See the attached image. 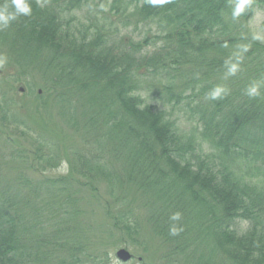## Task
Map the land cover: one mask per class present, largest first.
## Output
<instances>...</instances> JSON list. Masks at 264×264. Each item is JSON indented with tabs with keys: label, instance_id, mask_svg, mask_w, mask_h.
<instances>
[{
	"label": "trees",
	"instance_id": "obj_1",
	"mask_svg": "<svg viewBox=\"0 0 264 264\" xmlns=\"http://www.w3.org/2000/svg\"><path fill=\"white\" fill-rule=\"evenodd\" d=\"M95 1L108 10L71 30L66 15ZM240 2L28 0L0 30V264H113L118 247L146 264H264V40L250 27L264 0L234 16ZM21 81L32 113L10 105Z\"/></svg>",
	"mask_w": 264,
	"mask_h": 264
},
{
	"label": "rangeland",
	"instance_id": "obj_2",
	"mask_svg": "<svg viewBox=\"0 0 264 264\" xmlns=\"http://www.w3.org/2000/svg\"><path fill=\"white\" fill-rule=\"evenodd\" d=\"M97 3L99 5H97ZM101 4L102 3H99L98 1H95L94 4L91 2L86 3L82 8L75 10L73 12H70V14H67L66 18H71V21H72L71 25H70V29L76 31L78 29L77 27H80L81 25H85L88 21V18H91L93 16H98L100 18L101 17L100 11H102V10L107 11L108 10L106 7L103 6V4L102 5ZM108 5L109 4H107L106 6H108ZM141 27H142L141 25L138 27L139 31L144 30V28L143 27L141 28ZM250 27L253 30V32L256 34L257 37L264 40V12L263 11L257 10L254 12V14L250 20ZM2 29L8 31L9 34H12V32L9 31V28H7V26L6 27L0 26L1 31H3ZM147 34H149L148 31H147ZM121 35L131 36L133 38L136 36L132 33L131 29L122 31ZM7 53H8V50L6 49V46L4 45V43L2 44V42L0 41V55L6 56ZM1 61L6 62V60H1ZM2 66H4V65H2ZM2 72H3L2 68H0V88H3L6 95L9 96L10 95L9 93L11 90V89L9 90V87H10L9 84H11V82L9 83V79H6L5 82H3L1 80V77L3 76ZM13 85H15V88L17 89V91L20 87L23 88V91L19 90L17 94L13 95V100L9 101L10 105L17 107V108H19V107L16 106V104L26 106V108H25L26 111L29 113H32V111L34 109V104H35L32 101V98H33V93L36 90L30 91L29 86L26 84V82L23 83V81L17 82ZM39 90H40L38 92L39 95L41 97L45 98L46 95H44V93L42 92L41 89H39ZM38 101H39V103L41 102L40 99H38ZM55 118H57V115H55ZM25 119H26V117H25ZM182 122L185 126H187V128L190 127L191 125H194V124L186 121L185 119H183ZM28 124L30 125L31 123L28 122ZM32 126H34V125L32 124ZM32 130L39 131V129L36 127H32ZM6 132L5 133L7 134V136H8V134H9V136L14 135V132L10 131V129H8V128L6 129ZM6 134L4 136H6ZM32 134L37 135V132H32ZM2 137H3V135H0V139H2ZM24 138L27 139V142L31 141L29 139V136H24ZM2 152L6 153L7 151H0V155ZM4 157H5V155L1 156V159L4 160ZM58 166H59V168H56L54 170L53 169H47L46 170L47 172L45 174H47L49 176H54V175L59 174V173H66L67 168H68L66 161H62V163H60ZM2 171L4 173L3 174L4 176H7L11 173L10 169H8L7 166H3ZM33 172L39 174L38 171H33ZM33 172H30V174L35 176V174ZM121 175H124V173H121ZM103 188H104L103 185H100V190H103ZM118 248H116L111 254L113 264H146L145 262H143L142 257L139 256V254H133V251L130 248H127V249L129 250L130 253H132V258L125 261V262L120 261L115 255L116 250Z\"/></svg>",
	"mask_w": 264,
	"mask_h": 264
},
{
	"label": "clouds",
	"instance_id": "obj_3",
	"mask_svg": "<svg viewBox=\"0 0 264 264\" xmlns=\"http://www.w3.org/2000/svg\"><path fill=\"white\" fill-rule=\"evenodd\" d=\"M154 2H163V0H154ZM13 6L15 8V14H12L8 11L7 7H0V26L6 27L8 26L13 20L17 18V15L23 14V15H31V6L28 3V0H12ZM42 6V5H41ZM244 6V0H241L240 3L237 4L236 8L234 9L233 15H238L242 10ZM230 74H235L236 67L233 65L230 69ZM258 94V85H252L248 89V95L255 96ZM220 95V89H213L210 93L211 99H217ZM173 220L179 219V214H175L172 216ZM172 235L177 234L178 230L173 227L170 230Z\"/></svg>",
	"mask_w": 264,
	"mask_h": 264
},
{
	"label": "water",
	"instance_id": "obj_4",
	"mask_svg": "<svg viewBox=\"0 0 264 264\" xmlns=\"http://www.w3.org/2000/svg\"><path fill=\"white\" fill-rule=\"evenodd\" d=\"M19 89L21 91L23 90V88H21V87ZM115 255L122 262H125V261L132 258V254L129 252L128 249H126L124 247L117 249Z\"/></svg>",
	"mask_w": 264,
	"mask_h": 264
}]
</instances>
